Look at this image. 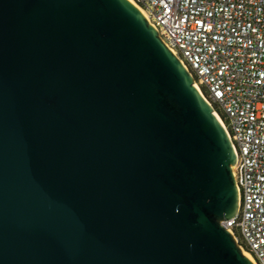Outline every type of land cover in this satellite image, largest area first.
Masks as SVG:
<instances>
[{
	"label": "water",
	"instance_id": "obj_1",
	"mask_svg": "<svg viewBox=\"0 0 264 264\" xmlns=\"http://www.w3.org/2000/svg\"><path fill=\"white\" fill-rule=\"evenodd\" d=\"M236 152L131 0H0V264H255Z\"/></svg>",
	"mask_w": 264,
	"mask_h": 264
},
{
	"label": "built area",
	"instance_id": "obj_2",
	"mask_svg": "<svg viewBox=\"0 0 264 264\" xmlns=\"http://www.w3.org/2000/svg\"><path fill=\"white\" fill-rule=\"evenodd\" d=\"M132 1L220 115L239 190L238 212L224 223L264 264V0Z\"/></svg>",
	"mask_w": 264,
	"mask_h": 264
},
{
	"label": "trees",
	"instance_id": "obj_3",
	"mask_svg": "<svg viewBox=\"0 0 264 264\" xmlns=\"http://www.w3.org/2000/svg\"><path fill=\"white\" fill-rule=\"evenodd\" d=\"M205 92V90H203ZM216 108V107H215ZM217 109V108H216ZM218 110V109H217ZM222 115V114H221ZM236 235L239 237V243L243 244L242 238L240 236V234L238 233V231H236Z\"/></svg>",
	"mask_w": 264,
	"mask_h": 264
},
{
	"label": "bare ground",
	"instance_id": "obj_4",
	"mask_svg": "<svg viewBox=\"0 0 264 264\" xmlns=\"http://www.w3.org/2000/svg\"><path fill=\"white\" fill-rule=\"evenodd\" d=\"M132 1V0H131ZM136 4V3H135ZM137 5V4H136ZM137 7L144 13V11H143V9L139 6V5H137ZM247 254L249 255V256H251L248 252H247Z\"/></svg>",
	"mask_w": 264,
	"mask_h": 264
},
{
	"label": "rangeland",
	"instance_id": "obj_5",
	"mask_svg": "<svg viewBox=\"0 0 264 264\" xmlns=\"http://www.w3.org/2000/svg\"><path fill=\"white\" fill-rule=\"evenodd\" d=\"M191 72H192V71H191ZM192 74H193V73H192ZM193 76H194V74H193ZM236 237L238 238V241H239V237H238L237 235H236ZM241 245H242V244H241ZM242 246H243V245H242ZM243 247H244V246H243ZM245 251H247L246 248H245Z\"/></svg>",
	"mask_w": 264,
	"mask_h": 264
}]
</instances>
